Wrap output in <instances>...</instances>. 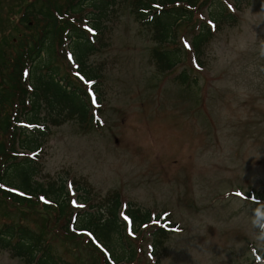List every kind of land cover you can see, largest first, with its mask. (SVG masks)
Wrapping results in <instances>:
<instances>
[{
  "label": "rangeland",
  "instance_id": "1",
  "mask_svg": "<svg viewBox=\"0 0 264 264\" xmlns=\"http://www.w3.org/2000/svg\"><path fill=\"white\" fill-rule=\"evenodd\" d=\"M42 3L48 4L0 0V80L3 53H14V44L32 34L19 24L23 14L36 16ZM126 3L103 20L106 30L85 59L101 74L94 92L98 123L74 118L49 124L33 183L58 188L74 179L95 210L106 211L121 196L124 221H134L130 212L150 211L160 216L157 224L175 226L156 243L158 262L152 254L155 226L147 224L134 237L137 264H257L264 251L253 252L249 218L264 201L257 197L264 196V0H242L239 19L224 21L198 51L182 24L179 36L190 47L185 45L182 63L165 72L153 55L160 48L154 30ZM40 202L18 205L0 195L1 227L24 223L50 236L57 255L103 264L99 242L89 245L86 234L62 236L55 208ZM113 239L118 242L116 234ZM0 264L28 262L0 248Z\"/></svg>",
  "mask_w": 264,
  "mask_h": 264
},
{
  "label": "trees",
  "instance_id": "2",
  "mask_svg": "<svg viewBox=\"0 0 264 264\" xmlns=\"http://www.w3.org/2000/svg\"><path fill=\"white\" fill-rule=\"evenodd\" d=\"M45 1L48 4L42 3L44 7L36 16L24 18V13L19 23L32 30V34L14 44V53H3L5 62L0 80V185L3 187H0V195L18 205L41 203L40 196H45L51 203L44 202L43 207L55 208V222L62 236L75 239L91 233L94 239L88 236L86 243L90 242L91 246L94 241L100 243L95 248L103 264H137L134 237L141 235L147 224L153 225L152 254L160 262L156 243L160 245L162 238L175 229V226L157 224L160 216L152 217L150 211L138 216L130 212L134 219L130 235L129 223L121 218V196L115 197L106 211L100 204L101 209L95 210L93 199L83 194L84 189L74 179L64 180L58 188L53 184L43 187L33 183L41 166V138L50 133L49 124L62 125L74 118L80 122L94 119V104L85 81H95L92 86L95 92L99 83L96 79L101 78V74L86 65L85 59L96 49L93 43L99 32L106 30L103 20L109 14L115 15L121 5L128 2L138 20L154 30L160 48L155 49L153 55L158 67L165 72L175 69L186 56L188 49L178 31L182 24L187 25L185 32L193 49L198 51L216 35L224 21L231 23L239 19L242 0H64L62 4L58 0ZM89 28L94 29V34ZM177 42V48L169 47ZM25 71L29 75L25 76ZM180 79L184 80L185 76ZM257 197L264 200V196ZM113 234L118 236V242ZM0 248L11 250L28 264H76L68 256L55 253L50 236L34 232L20 222L0 225ZM258 254L262 260L257 264H263L264 255Z\"/></svg>",
  "mask_w": 264,
  "mask_h": 264
},
{
  "label": "clouds",
  "instance_id": "3",
  "mask_svg": "<svg viewBox=\"0 0 264 264\" xmlns=\"http://www.w3.org/2000/svg\"><path fill=\"white\" fill-rule=\"evenodd\" d=\"M262 54H264V49H262ZM252 199L253 201H257L255 196ZM249 223L256 245L253 248V252L264 251V201H259L258 206L252 210Z\"/></svg>",
  "mask_w": 264,
  "mask_h": 264
},
{
  "label": "snow or ice",
  "instance_id": "4",
  "mask_svg": "<svg viewBox=\"0 0 264 264\" xmlns=\"http://www.w3.org/2000/svg\"><path fill=\"white\" fill-rule=\"evenodd\" d=\"M157 8H159L160 6L159 5H157L156 6ZM90 32H94V29H91V28H89L88 29ZM185 45L186 46H188V47H190L188 44H187V41H185ZM72 57H71V54H69V59H71ZM197 67H198V65H197ZM27 75H29V73L27 72V71H25V76H27ZM76 75L77 76H80V73L79 72H77L76 73ZM80 78L83 80L84 78L82 77V76H80ZM85 83L88 85V90H89V94H90V96H91V99H92V103L94 104V105H97V97H96V94L92 91V85L95 83V81H85ZM35 155V154H34ZM0 187H3V185H0ZM11 191H15L14 189H12ZM21 195H24L23 193H21ZM237 195H241L240 193H237ZM253 198V197H252ZM42 200H44V198L42 197L41 198ZM46 203H51L50 201H45ZM73 203L75 204L76 202L75 201H73ZM79 207H83V205H79ZM124 219L126 220V221H128V223H129V234L130 235H132L133 233H132V221H131V219L129 218V217H127V216H124ZM145 227H147V226H145ZM88 236L90 237V238H93L94 239V237H92V234L91 233H88Z\"/></svg>",
  "mask_w": 264,
  "mask_h": 264
}]
</instances>
